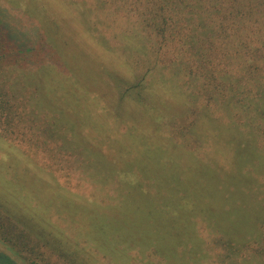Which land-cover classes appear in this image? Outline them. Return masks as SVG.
Masks as SVG:
<instances>
[{"label": "rangeland", "instance_id": "obj_1", "mask_svg": "<svg viewBox=\"0 0 264 264\" xmlns=\"http://www.w3.org/2000/svg\"><path fill=\"white\" fill-rule=\"evenodd\" d=\"M81 3L0 0V20L18 40L31 45L38 42L40 45L35 46L41 50L50 46L59 55V62L65 63L71 74L75 72L83 90L101 99V103L88 101L90 107L83 111L84 123L79 125L94 129L99 123L111 138L130 146V156L142 160L143 176L152 177L156 189L149 194L136 188L122 191L121 204L109 206V213L87 205L91 191L88 179L95 181L102 196L113 198L123 182L119 170L112 165L89 171L84 164L81 168L77 164L73 172L69 171L72 166L66 162L65 153L56 151L62 143L56 133L61 132L50 128L43 134L51 119L44 121L41 114L38 119L34 117L53 105L67 109L68 72L45 62L33 67L0 60V101L7 105L0 102V224L7 225L11 234L20 233L36 247L42 246L49 255L45 258L48 264L49 260L56 264H199L203 239L198 227L191 228V220L199 218L215 233L241 240L250 225L255 228L252 220L259 205L247 204L241 191L218 197L209 163L192 162L187 175L181 170L179 159L186 161L184 152L174 143L172 129L169 133L164 120L183 117L189 102L172 82H149L141 97L115 86L114 79L119 78L131 85L136 77L133 65L125 62L112 42L94 39L91 31L85 30L84 19L80 20L76 12ZM40 36H44L43 42L38 41ZM128 36L125 42L140 49V37ZM68 94L72 97L75 92ZM197 125L198 132L202 128L201 133L207 134L204 141L208 152L222 163H230L233 146L214 141L216 129L211 118L207 115ZM12 129L11 137L8 130ZM38 133L45 135L44 139L34 137ZM72 136L86 147L83 154L96 167L92 152L100 153L97 143L80 130ZM41 144L51 146V151H43ZM61 155L64 160L59 162ZM112 175L117 181L113 182ZM76 184L80 188H75ZM124 194L129 200L122 204ZM231 197L240 202L232 204ZM9 237L0 227V264L31 263L22 248L14 245L16 239L12 242ZM118 241L123 245L116 249ZM106 249L109 251L104 254ZM149 251L157 257L148 256Z\"/></svg>", "mask_w": 264, "mask_h": 264}, {"label": "trees", "instance_id": "obj_2", "mask_svg": "<svg viewBox=\"0 0 264 264\" xmlns=\"http://www.w3.org/2000/svg\"><path fill=\"white\" fill-rule=\"evenodd\" d=\"M81 1L82 5L77 7L76 12L80 20L84 19L85 30H90L94 39L108 44L112 42L113 48L121 53L125 62L133 65L136 77L131 85L119 78L114 79L115 86L124 87V93L141 97L149 82H172L173 88L179 90L189 102V111L183 117L164 120L169 133L172 129L171 134L176 140L174 143L180 145L184 152L186 161L180 162L179 159L181 170L187 175L193 168L192 162L209 163L210 178L214 175L213 185L218 197H228L241 191L246 196L247 204L259 205L260 210L252 220L255 228L250 225L241 240L215 233L199 218L191 220V228L198 227L203 239L198 254L199 264H264V0ZM125 34L135 38L139 36L140 49L125 42L124 38L129 37ZM43 40L44 36L38 39L40 42ZM35 45L40 44L31 45L18 40L8 25L0 20L1 61H17L22 66L33 67L45 62L60 72H68H65L68 74L65 82L68 84L66 88L71 91L64 90L67 109H57L53 105L39 111L34 117L38 119L41 114L44 121L51 119L52 124L46 123L43 134L50 128L51 131L61 132L56 133L57 139L62 142L56 151L65 153L66 162L70 161L72 166L69 171L73 172L77 164L80 168L84 164L89 171L113 165L122 176L123 182L113 198L102 196L95 181L88 179L91 191L86 204L102 213H109V206L121 204L120 197L124 190L136 188L145 194L155 191L156 181L143 176L141 170L145 164L142 165L140 158L130 156L129 153L133 151L130 146L126 147L111 138L109 131L99 123L94 125V129L79 125L84 123L83 111L90 107L88 101L101 103V99L83 90L75 72L71 74L70 68L59 62L55 50L47 45L41 50ZM70 92L75 94L69 97ZM207 115L216 129L214 141L233 146L231 162L228 164L208 152L204 141L207 134L201 133L202 128L197 131V123ZM22 128L29 129L25 126ZM13 129L8 130L11 137ZM78 130L98 144L95 146H98L100 153L92 152L96 167L83 154L86 147L80 146L72 136ZM114 130L117 131L116 128ZM40 134L34 137L44 139L45 135ZM142 141L146 142V139ZM39 147L43 151H51V146L49 148L47 144ZM63 155L59 157V162L64 160ZM112 176L115 177L113 182L117 181V176ZM200 177L205 178L204 175ZM78 184L75 188H80ZM124 195L122 204L129 200L128 195ZM231 202L235 204L240 200L231 197ZM0 227L10 234L11 241L16 239L14 245L22 248L24 255H28L29 264H48L45 258L49 255L42 250V246L36 247L20 233L11 234L7 225L0 224ZM118 243L116 249L123 245L121 241ZM108 251L106 249L104 254ZM148 256L157 257L155 252L150 251ZM49 264L56 263L49 260Z\"/></svg>", "mask_w": 264, "mask_h": 264}]
</instances>
